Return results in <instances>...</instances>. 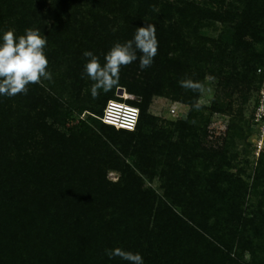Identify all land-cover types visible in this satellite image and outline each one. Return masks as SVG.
I'll use <instances>...</instances> for the list:
<instances>
[{
	"label": "trees",
	"instance_id": "obj_1",
	"mask_svg": "<svg viewBox=\"0 0 264 264\" xmlns=\"http://www.w3.org/2000/svg\"><path fill=\"white\" fill-rule=\"evenodd\" d=\"M147 23L153 64L122 66L119 84L93 99L83 52L103 63ZM217 23V37L202 32ZM29 27L47 38L53 78L0 96V264H130L109 259L115 248L144 264H264V152L252 181L233 173L246 135L233 124L208 146L205 111L228 106L201 102L208 77L231 93L264 84V0H0V31ZM118 87L140 98L128 100L141 109L135 130L100 119ZM159 96L188 105L187 117L152 114Z\"/></svg>",
	"mask_w": 264,
	"mask_h": 264
},
{
	"label": "clouds",
	"instance_id": "obj_2",
	"mask_svg": "<svg viewBox=\"0 0 264 264\" xmlns=\"http://www.w3.org/2000/svg\"><path fill=\"white\" fill-rule=\"evenodd\" d=\"M47 43L46 36L41 35L37 28H26L22 35H16L11 29L0 31V96L10 98L26 94L29 84L52 80L45 53ZM157 51L156 26L151 23L137 27L131 40L114 43L104 54L103 63L93 51H84L83 75L93 82L90 89L92 98H97L101 90L107 93L119 84L122 66L138 60L140 70L149 68ZM181 84L187 86L184 81ZM106 254L109 259L118 256L130 264H144L139 252L115 248L107 249Z\"/></svg>",
	"mask_w": 264,
	"mask_h": 264
},
{
	"label": "rangeland",
	"instance_id": "obj_3",
	"mask_svg": "<svg viewBox=\"0 0 264 264\" xmlns=\"http://www.w3.org/2000/svg\"><path fill=\"white\" fill-rule=\"evenodd\" d=\"M223 28L224 27L220 23H217L214 26L203 28L202 32L207 35V37L214 38L221 33ZM120 88L121 87L117 88L116 94L122 96L124 92L121 94L119 92ZM255 91L253 87H250V90H248V88L244 86L242 91L237 90L231 93L220 87L216 79L208 77L201 96V102L207 106H211L214 98L218 96L222 99V102L228 106L227 111L224 113L212 112L210 110L205 111V115L209 117V124L207 127L208 136L206 138V144L208 146H222L224 138L233 131L230 129V126L233 124L236 126L234 128L243 129L246 138H237L236 140L233 151L237 153L238 156L233 161L231 171L235 174L242 175L249 181H252L259 156L261 152H264V150H262L260 155H257V148L255 146L257 135L252 126L251 115L257 96ZM244 95L248 97L247 102L244 101ZM189 110L190 107L188 105L164 96L155 97L150 107V112L161 118L162 121H176L185 118ZM74 115V121L69 123V126L73 123H78L80 120L88 119L89 115H92V113L90 111H84L81 114L75 112ZM119 175L120 174L115 171L109 172V178L111 180H117ZM151 186L156 188L159 192H162L158 180H155ZM245 259L246 261H250L251 256L249 253H246Z\"/></svg>",
	"mask_w": 264,
	"mask_h": 264
},
{
	"label": "built area",
	"instance_id": "obj_4",
	"mask_svg": "<svg viewBox=\"0 0 264 264\" xmlns=\"http://www.w3.org/2000/svg\"><path fill=\"white\" fill-rule=\"evenodd\" d=\"M129 99H132V96L125 90L124 95L117 94V98L108 101L100 119L105 124L112 125L117 129L135 130L141 109L139 106L130 103ZM251 119L257 135L255 142L257 155H260V152L264 150V84L257 92Z\"/></svg>",
	"mask_w": 264,
	"mask_h": 264
},
{
	"label": "water",
	"instance_id": "obj_5",
	"mask_svg": "<svg viewBox=\"0 0 264 264\" xmlns=\"http://www.w3.org/2000/svg\"><path fill=\"white\" fill-rule=\"evenodd\" d=\"M124 90H125V89L120 88V91H119V92L122 94V93L124 92ZM132 98H134V99H140L139 97H136V96H132Z\"/></svg>",
	"mask_w": 264,
	"mask_h": 264
}]
</instances>
